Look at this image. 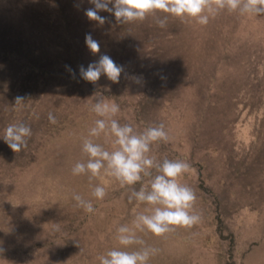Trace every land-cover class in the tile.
Wrapping results in <instances>:
<instances>
[{"label": "rangeland", "instance_id": "374dc122", "mask_svg": "<svg viewBox=\"0 0 264 264\" xmlns=\"http://www.w3.org/2000/svg\"><path fill=\"white\" fill-rule=\"evenodd\" d=\"M89 7V0H0V264H100L121 247L117 228L149 214V205L129 203L133 186L103 171L91 180L72 174L87 162L82 144L100 119L92 111L100 97L119 104L114 118L137 132L162 123L169 140L153 144L152 154L191 165L181 183L195 191L202 221L165 238L138 232L159 250L149 264H264V15L224 11L206 26L168 16L164 28L150 16L131 23L137 30L121 56L124 37L112 30L121 23L101 12L109 22L97 25L84 14ZM89 33L100 43L95 55ZM141 51L155 60L142 61ZM105 54L124 68L119 83L82 79L79 67ZM17 96L25 104L15 105ZM20 122L33 134L14 153L3 136ZM94 139L113 149L114 137ZM149 179L134 187L147 188ZM97 185L103 200L92 196ZM74 194L95 211L78 207Z\"/></svg>", "mask_w": 264, "mask_h": 264}, {"label": "clouds", "instance_id": "9594fccd", "mask_svg": "<svg viewBox=\"0 0 264 264\" xmlns=\"http://www.w3.org/2000/svg\"><path fill=\"white\" fill-rule=\"evenodd\" d=\"M93 7L85 9V16L97 25H104L108 18L100 15L108 12L114 15L117 22L129 24L143 22L151 17L156 18L159 27H166L168 16L181 20H194L202 26L208 25L211 18L227 12H238L240 15H264V0H89ZM111 5V7H110ZM164 13L163 17L158 14ZM87 48L92 54L100 52V43L89 33L85 37ZM69 71L72 70L69 68ZM124 68L110 56L100 55L98 61L79 67V75L90 83H96L101 75L113 83H119ZM75 77V72H72ZM135 83L141 78L129 77ZM25 97L17 96L15 105H23ZM92 111L100 117L83 139L82 151L87 155V162H77L72 168L73 175H89L91 180L100 176L103 171L113 177L121 186H133L128 195L129 203L138 202L150 206L149 214H137L133 227L122 224L117 228L116 239L120 248L109 250L99 257L100 264H149L158 249L146 244L137 233L145 231L158 238L178 228L192 229L202 221V214L195 209L197 196L195 191L181 183V177L190 171L191 165L181 160H158L152 154V145L168 142L169 136L164 125L148 126L142 132L134 130L130 124H120L114 117L120 112L119 104L103 97L96 99ZM48 120L56 124V118L49 113ZM32 130L27 124H9L3 136L5 143L14 153H20L28 147ZM114 137L113 149L108 150L94 138L101 135ZM155 172V175L153 174ZM149 177L148 187L134 186ZM107 195L103 186L97 185L92 196L103 200ZM73 199L77 206L88 213L95 211L90 200L79 194ZM57 230L59 226L57 225ZM2 251V249H0Z\"/></svg>", "mask_w": 264, "mask_h": 264}, {"label": "trees", "instance_id": "16d2710c", "mask_svg": "<svg viewBox=\"0 0 264 264\" xmlns=\"http://www.w3.org/2000/svg\"><path fill=\"white\" fill-rule=\"evenodd\" d=\"M109 22V21H108ZM130 26V29H132L131 31H129L128 32V27ZM69 27H70V25H69ZM69 32H71V29H69L68 27L66 28ZM108 30L109 31H111V29L108 27ZM112 30H116V32H119L121 35H122V37H124L122 40H124L123 41V44L121 45V47L119 48V51H120V55L121 56H126L127 55V52H129L128 50H127V48H128V45L125 43V42H129L128 41V37L127 36H130L131 34H132V32L133 31H136L137 29L135 28V27H133V26H131V23H129V24H121L120 26H118V27H116V28H114V29H112ZM128 33V34H127ZM136 39H138V38H136ZM165 40H168V41H173V39H174V37H173V35H169V36H166L165 38H164ZM140 40V39H139ZM143 40V39H142ZM140 45H142V44H140ZM151 46V45H150ZM152 46H154V45H152ZM148 47V48H154V47ZM157 51V53H162V52H164L163 50H162V48H159V49H157L156 50ZM1 55H3V53H0V56ZM137 55H139V57H140V59L142 60V61H145V58H150L149 60H155V58L154 57H156L152 52H143V51H141L140 53H138ZM140 62V61H139ZM163 72H164V68H163V70H162ZM139 73H141V74H144L145 75V77L147 76L146 75V73H144V71H139ZM165 74H167V73H164L163 75H161L162 76V78H163V85L164 86H167V84H168V82L170 81V76L171 75H165ZM174 77V76H173ZM152 93H154V91H152L151 90V93H149V97H150V95H153Z\"/></svg>", "mask_w": 264, "mask_h": 264}]
</instances>
